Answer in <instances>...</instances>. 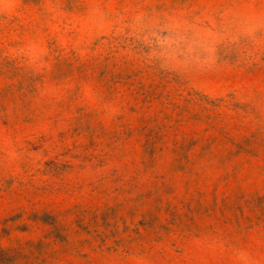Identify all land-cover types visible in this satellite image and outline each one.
Here are the masks:
<instances>
[{
    "label": "rangeland",
    "instance_id": "1",
    "mask_svg": "<svg viewBox=\"0 0 264 264\" xmlns=\"http://www.w3.org/2000/svg\"><path fill=\"white\" fill-rule=\"evenodd\" d=\"M0 264H264V0H0Z\"/></svg>",
    "mask_w": 264,
    "mask_h": 264
}]
</instances>
